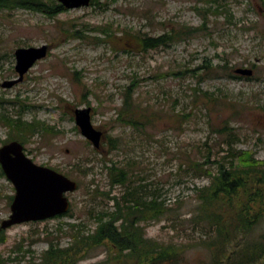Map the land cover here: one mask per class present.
Segmentation results:
<instances>
[{
    "label": "rangeland",
    "instance_id": "1",
    "mask_svg": "<svg viewBox=\"0 0 264 264\" xmlns=\"http://www.w3.org/2000/svg\"><path fill=\"white\" fill-rule=\"evenodd\" d=\"M42 1L48 10L59 5ZM167 33L174 37L165 44L140 46V38ZM43 44L45 57L7 86L18 77L14 50ZM129 87L133 112L123 104ZM85 107L101 131L97 148L74 121V109ZM128 116L135 124L123 121ZM224 126L235 134L237 154L263 169L264 0H100L53 15L0 6V146L18 141L32 162L78 185L66 193V213L0 228V256H10L9 264L38 261L49 243L66 248L73 232H91L112 211L109 197L123 190L109 185L107 168L115 162L148 199L162 203L160 214L144 220L143 236L179 245L176 264H209L212 232L198 223L194 192L208 178L188 164L202 162L208 147L227 149L217 132ZM13 194L0 167V223ZM261 231L264 216L250 238ZM76 256L75 264L120 261L106 242Z\"/></svg>",
    "mask_w": 264,
    "mask_h": 264
},
{
    "label": "trees",
    "instance_id": "2",
    "mask_svg": "<svg viewBox=\"0 0 264 264\" xmlns=\"http://www.w3.org/2000/svg\"><path fill=\"white\" fill-rule=\"evenodd\" d=\"M93 1L100 0H90ZM0 6L9 9L32 8L49 15L62 8L59 4L48 10L47 4L42 0H0ZM173 37L172 33L143 37L139 43L144 49L154 48ZM200 68L210 69L207 66ZM123 104L124 108L130 106L133 112L130 87L125 92ZM123 121L135 124L132 116ZM217 132L225 136L227 149L212 152L211 147H208L202 162L191 161L188 164L190 169L199 171L208 178V183L195 188L194 192L198 223L212 232V237L205 242L210 250L209 264H264V231L250 238L254 225L264 216V168H259V162L250 159L247 154H237L231 147V138L235 134L229 126H224ZM210 162L215 164L214 170L210 169ZM107 169L109 185L123 186L120 194L109 197L112 211L102 214L104 217L100 215L91 232H82L80 237L78 232H73L75 241L70 246L59 248L49 243L38 261L31 259L26 264H75L76 254L81 249H92L102 242L118 251L121 261L119 264H176L179 261V245L161 244L143 236L144 220L160 214L162 203L155 197L148 199L142 192V186L133 185L130 177L132 173L124 166L112 162ZM252 204L260 207L253 210ZM73 228L72 225L71 229ZM77 246L79 249L73 250ZM10 260V256L6 259L0 256V264H9Z\"/></svg>",
    "mask_w": 264,
    "mask_h": 264
},
{
    "label": "water",
    "instance_id": "3",
    "mask_svg": "<svg viewBox=\"0 0 264 264\" xmlns=\"http://www.w3.org/2000/svg\"><path fill=\"white\" fill-rule=\"evenodd\" d=\"M65 8L87 6L90 0H58ZM47 45L19 47L13 52L14 70L18 77L6 82L10 86L22 79L23 74L39 59L45 57ZM236 74L250 76V68H235ZM74 121L80 134L94 148L100 144L101 131L90 123V108H76ZM0 167L14 188L9 205V215L0 223L4 229L11 225L40 221L66 213L70 207L66 193L77 189V182L46 166L38 165L24 153L22 145L15 140L0 146Z\"/></svg>",
    "mask_w": 264,
    "mask_h": 264
}]
</instances>
